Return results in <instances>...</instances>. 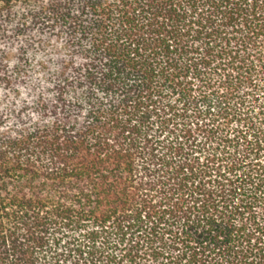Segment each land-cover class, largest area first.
<instances>
[{"label":"trees","instance_id":"1","mask_svg":"<svg viewBox=\"0 0 264 264\" xmlns=\"http://www.w3.org/2000/svg\"><path fill=\"white\" fill-rule=\"evenodd\" d=\"M0 264H264V0H0Z\"/></svg>","mask_w":264,"mask_h":264}]
</instances>
